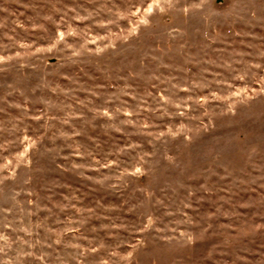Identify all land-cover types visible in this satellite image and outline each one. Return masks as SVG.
Segmentation results:
<instances>
[{
	"label": "rangeland",
	"instance_id": "1",
	"mask_svg": "<svg viewBox=\"0 0 264 264\" xmlns=\"http://www.w3.org/2000/svg\"><path fill=\"white\" fill-rule=\"evenodd\" d=\"M0 264H264V0H0Z\"/></svg>",
	"mask_w": 264,
	"mask_h": 264
}]
</instances>
